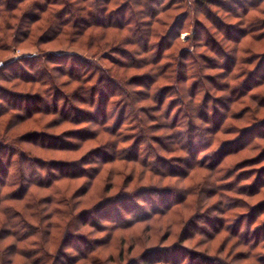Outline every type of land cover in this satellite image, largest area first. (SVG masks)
<instances>
[{"label":"rangeland","instance_id":"rangeland-1","mask_svg":"<svg viewBox=\"0 0 264 264\" xmlns=\"http://www.w3.org/2000/svg\"><path fill=\"white\" fill-rule=\"evenodd\" d=\"M6 5L0 199L34 184L0 247L38 252L14 264H264V0Z\"/></svg>","mask_w":264,"mask_h":264},{"label":"trees","instance_id":"trees-1","mask_svg":"<svg viewBox=\"0 0 264 264\" xmlns=\"http://www.w3.org/2000/svg\"><path fill=\"white\" fill-rule=\"evenodd\" d=\"M7 7H8V10H7ZM4 10H5V12H10L9 6L6 5L0 11V20L2 21V24H3V22L5 24V18L3 16V13H5V12H3ZM12 10H15V8H13ZM76 12H77V10H73L72 9L71 12H69V14H71V16L73 18H75V15L77 14ZM72 24H75V21H72ZM0 164H2V163H0ZM22 165L23 164L21 162V167H22ZM18 168L20 169V166H18ZM3 172H5V171H3ZM24 177H25V175H21V173H20L19 178H18V181H17V183H15V184H20V187L22 189V191L20 192V194H17V193L15 194L14 193L12 195H6V196L2 197V201L0 199V203L3 202V201H14L15 203H22L28 197H30V200H32V196L30 194V188H31L30 186H32L34 183H32V182L30 183V181L26 180ZM80 177H82V176H80V175H75L74 176L73 174H70L69 175V173H64L63 172V174L61 173V174L57 175L55 179H57V180L58 179H60V180L61 179L62 180H70V179L71 180H75V179H79ZM23 183H24V186L22 187L21 184H23ZM28 183H30V185ZM10 184H14V183H12V181H10ZM39 184H43V183H38L37 185H39ZM4 185L6 187V184L5 183H4ZM50 185H51V183L49 185H47V184L40 185V187L41 186H44V187H48L49 188ZM84 194H85V192H84ZM27 204H28V206H26V205L23 206L22 205V207H24L27 211H29V210H31L30 209V206H32V205H31V202H28ZM44 204L47 205V206H49V208H50V206L52 204H55V201H54V199H50V200L45 201ZM36 206L37 207L39 206V203L38 202L36 203ZM47 213H49L48 212V209H47ZM0 215L1 216H4L6 225L9 228H13L14 226L17 227L19 225H23V228L24 227H28L27 222L24 220V218H26L27 216L24 214V212H22L20 210H15V207H13L11 209H1L0 210ZM34 217H35V215H34ZM31 218H32V216H31ZM15 220H18V222L16 223ZM98 222H100V221H97L96 220V223L97 224H98ZM49 227L47 226V228H49ZM6 232H7V233H5L6 238H13V239H15L18 242H22L24 240V239L22 240V235H20V236L17 235L18 234L17 231H14V230L10 229V230H7ZM36 232L37 233L38 232H42V230L39 228V229H37ZM2 238H3V236H2ZM44 246L43 247L42 246L40 247L39 253L40 252H45L46 254L48 253L47 249ZM8 253L11 255V257L12 256L13 257L14 256H19L21 258H24V259L29 260L32 256L35 257V255L38 252H34L33 253L32 251L31 252H28V251H22V250H17V249L16 250L15 249L14 250L8 249V251H6V250L4 251L0 247V264H14L15 260H14L13 257L11 259H7V260L5 259V254H8ZM40 258L41 257H38V259L40 261L39 264L42 263V262H44V259H40ZM84 258L86 260V257H84ZM198 264H201V263L199 262Z\"/></svg>","mask_w":264,"mask_h":264}]
</instances>
